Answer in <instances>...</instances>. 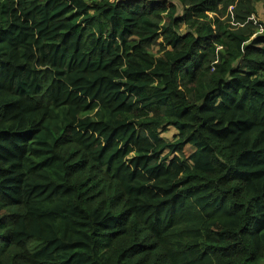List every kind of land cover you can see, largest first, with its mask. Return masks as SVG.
<instances>
[{"label":"trees","instance_id":"1","mask_svg":"<svg viewBox=\"0 0 264 264\" xmlns=\"http://www.w3.org/2000/svg\"><path fill=\"white\" fill-rule=\"evenodd\" d=\"M257 2L0 0V264H264Z\"/></svg>","mask_w":264,"mask_h":264},{"label":"rangeland","instance_id":"2","mask_svg":"<svg viewBox=\"0 0 264 264\" xmlns=\"http://www.w3.org/2000/svg\"><path fill=\"white\" fill-rule=\"evenodd\" d=\"M179 14H181V9H179ZM255 18H256V21L263 23V26H264V0H258L257 12L255 14ZM184 30H185V27L182 28V31ZM176 135H177V131L176 129L172 127L161 134L162 138L170 142L175 140ZM189 152H190V149H189Z\"/></svg>","mask_w":264,"mask_h":264},{"label":"clouds","instance_id":"3","mask_svg":"<svg viewBox=\"0 0 264 264\" xmlns=\"http://www.w3.org/2000/svg\"><path fill=\"white\" fill-rule=\"evenodd\" d=\"M257 3H258V2H257ZM253 18L256 19L255 16H253ZM259 31H260V32H263V27H262V26L259 28Z\"/></svg>","mask_w":264,"mask_h":264},{"label":"bare ground","instance_id":"4","mask_svg":"<svg viewBox=\"0 0 264 264\" xmlns=\"http://www.w3.org/2000/svg\"><path fill=\"white\" fill-rule=\"evenodd\" d=\"M221 56V55H220ZM205 70V69H204ZM217 72V71H216Z\"/></svg>","mask_w":264,"mask_h":264}]
</instances>
